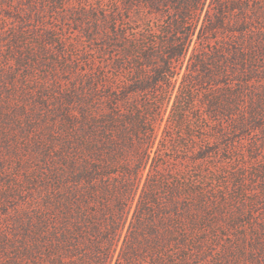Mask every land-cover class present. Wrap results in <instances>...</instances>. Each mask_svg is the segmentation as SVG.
<instances>
[{"label": "trees", "instance_id": "16d2710c", "mask_svg": "<svg viewBox=\"0 0 264 264\" xmlns=\"http://www.w3.org/2000/svg\"><path fill=\"white\" fill-rule=\"evenodd\" d=\"M87 11L88 48L69 60L77 74L58 96L34 73L57 72L63 40L50 29L38 46L8 39L0 102L17 85L21 98L36 95L33 109L17 107L42 121V164L13 229L0 222V264H191L246 202L243 173L228 188L223 168L239 140L264 131V0H109ZM255 176L264 189V167Z\"/></svg>", "mask_w": 264, "mask_h": 264}, {"label": "rangeland", "instance_id": "374dc122", "mask_svg": "<svg viewBox=\"0 0 264 264\" xmlns=\"http://www.w3.org/2000/svg\"><path fill=\"white\" fill-rule=\"evenodd\" d=\"M38 1L34 0L33 4V0H0V67L4 66L2 61L11 57L8 39L12 35H17L19 41L29 40L38 46L37 34L43 29H50L58 39L63 40L67 49L59 55L61 58L57 59L58 62L53 66L57 70L55 74H51L48 66L42 64L35 70L34 77L38 83L40 81L46 85L48 94L58 96V92L66 90L77 74L75 66L69 60H75L77 55L84 53L88 48V42L78 30L82 20L81 14L87 9V12H90L91 7L99 2L109 0H66L64 7L51 10H42ZM38 10L41 12L39 16L36 13ZM56 48L59 46L54 44V49ZM48 57L54 56L48 54ZM78 65L79 69L84 67L82 61ZM62 67L68 68L69 72L63 71ZM17 87L4 93L0 102V132L6 127L9 135L7 140H3L0 133V222H8L9 231L13 229L11 220L14 212L27 207L30 202L35 175L41 172L42 164V153L35 147L38 136L43 133L42 121L33 111L31 116L26 118L24 111L17 107L20 103H25L33 109V99H36V95L21 98L19 95L22 86ZM51 103L56 105L57 100L54 98ZM9 110L10 118L4 122L2 115L9 114ZM166 114L167 111L164 117ZM163 125L164 118L159 122L157 139ZM239 138L240 136L231 137L236 140ZM239 141L228 154L230 160L226 162L227 166L223 170L225 173L230 171L228 188H232L236 182L234 171L243 173L242 183L246 189L242 193L246 199L243 212L235 214L233 218L232 213L228 211L223 220L219 221L215 231L206 234L203 253L191 264H264V189L261 187V176H255L256 169L264 167V131L253 129ZM253 142L263 145L255 151L254 147H251ZM169 153L173 154V151L170 150ZM220 155V158L227 156L223 151ZM145 173L146 168L143 176ZM249 210H252V216ZM12 248L9 246L8 252L12 253ZM5 256L6 254L1 255L0 260H4Z\"/></svg>", "mask_w": 264, "mask_h": 264}]
</instances>
